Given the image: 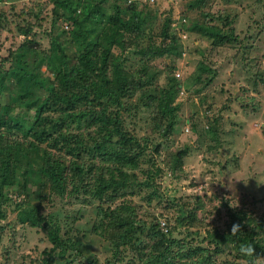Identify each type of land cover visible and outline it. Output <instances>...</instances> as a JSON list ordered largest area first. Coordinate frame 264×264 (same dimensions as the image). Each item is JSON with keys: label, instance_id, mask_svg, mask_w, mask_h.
<instances>
[{"label": "trees", "instance_id": "16d2710c", "mask_svg": "<svg viewBox=\"0 0 264 264\" xmlns=\"http://www.w3.org/2000/svg\"><path fill=\"white\" fill-rule=\"evenodd\" d=\"M46 1L68 9L67 15L70 10L74 21L66 40L51 36L44 50L36 34L30 36V26L15 24L25 11L7 17L0 8L4 25L14 23L24 36L0 57V237L13 205L14 226L39 228L50 241L39 264H61L70 252L87 264H99L83 248L102 246L111 253L108 264H217L227 248L249 264H264V211L254 213L264 196L241 201L229 213L226 228L210 226L200 237L193 227L199 211L206 216V202L184 191L168 195L162 186L168 172L189 180L187 151L166 152V168L156 160L177 125L175 99L185 85L173 74L176 64L164 68L152 62L190 53L181 38L187 34L207 40L209 56L236 47L243 39L234 16L210 7L211 0H189L182 17L174 5L164 11L156 33L152 21L163 12L156 7L154 15L148 13L154 0H113L124 3L115 14L103 6L105 0ZM255 23L262 32L244 37L258 40L264 34V24ZM54 32L51 25L47 33ZM29 57L42 63L43 76L30 69ZM208 62H196L194 84L204 73L215 77L217 67ZM144 110L159 141L137 131ZM209 124L215 134L216 126ZM66 195L95 204L89 228H82L80 211L73 217L77 234L71 228L61 233L62 220L45 210L56 196ZM154 204L155 212L150 211Z\"/></svg>", "mask_w": 264, "mask_h": 264}, {"label": "rangeland", "instance_id": "374dc122", "mask_svg": "<svg viewBox=\"0 0 264 264\" xmlns=\"http://www.w3.org/2000/svg\"><path fill=\"white\" fill-rule=\"evenodd\" d=\"M92 1L96 3L99 0ZM188 1L154 0L153 8L149 7L148 13L154 15L153 9L156 7L159 12H163L158 15L157 21L153 18L155 32L158 33L162 27L164 11L174 5L177 16L182 17L186 15L182 10ZM209 5L222 8L234 16L236 31L240 32L243 42L232 49L224 47L219 48V51L213 50L209 56L206 51L207 40L197 35H182V44H188L190 53L182 51L177 60L167 56L152 62L164 68L176 64L173 74L185 85L175 99L180 106L177 125L172 136L163 144L161 153L156 155V160L165 167L166 152L187 151L184 155V170L189 180L170 176L168 172L162 186L168 195H178L184 191L206 202V216L199 211L193 227L200 237L210 226L226 228L229 225V213L239 209L241 201L247 203L264 196V34H260L258 40L256 37H244L246 33L251 35L262 32L257 31L255 20L264 24V0H211ZM79 6L80 3H77L76 10H79ZM103 6L110 10V14H115L123 8L124 3L118 1L115 4L113 0H105ZM0 8L7 17L13 12L19 14L25 11L23 16L16 19L15 24H21L20 27L30 26V36L36 34L43 50L48 48L51 36L55 37L53 41L66 40L73 26L74 17L70 10L67 15L68 9L47 3L46 0H0ZM55 14H62V17ZM42 18L47 20L41 23ZM184 20L182 18L179 21ZM51 25L55 27V32L49 35L47 32ZM3 26L6 25L1 18L0 28ZM6 27L0 30V57L24 38L14 23ZM250 44L252 46L247 47ZM33 60L34 57L28 59L30 69L43 76L42 63H33ZM199 60L204 63L209 60L214 68L217 67V72L215 77L211 72L204 73V79L194 84L191 74L196 71L195 64ZM210 76L213 79L208 81ZM10 82L16 83V78L12 77ZM209 122L216 126L215 134ZM151 129L148 113L144 110L138 117L137 131L139 135H147L159 141L158 134H153ZM34 195L31 192L29 197L35 208L37 203ZM48 205L51 206L45 209L47 213H53L62 220L61 233L71 228L77 234L72 219L78 211L81 213L82 228H89L96 217L95 204L81 203L80 198L73 196H56ZM13 207L8 206V216L2 221L5 225L0 237V264H39L48 253L50 241L39 228L14 226L16 215ZM254 210L255 214L264 211V201L256 203ZM150 211H157L155 204L150 207ZM98 231L99 234H105L101 229ZM83 252L85 255H95L99 264H108L106 258L111 254L104 246L83 248ZM66 255L61 264H87L85 258H75L73 252ZM216 263L249 264L247 260L235 255L231 248L220 254Z\"/></svg>", "mask_w": 264, "mask_h": 264}]
</instances>
